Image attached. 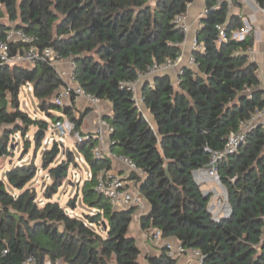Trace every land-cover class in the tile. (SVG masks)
I'll return each mask as SVG.
<instances>
[{
  "label": "trees",
  "instance_id": "1",
  "mask_svg": "<svg viewBox=\"0 0 264 264\" xmlns=\"http://www.w3.org/2000/svg\"><path fill=\"white\" fill-rule=\"evenodd\" d=\"M195 0H0V39L11 27L40 38L75 65L78 85L88 94L110 103L114 127L111 152L136 162L143 176L133 174L139 192L150 205L142 226L148 233L162 232L184 250L199 251L204 264H264V131L252 128L245 143L218 165L228 193L231 215L219 222L209 211L195 172L206 168L211 152L223 151L231 134L239 132L257 110L264 108V90L249 48L254 38H234L242 22L231 17L226 5L207 0L196 29L205 52H194L196 67L182 69L178 83L169 75L146 81L143 102L154 126L140 112L127 83L136 81L149 66L176 61L182 55L184 32L175 24ZM264 8V0H254ZM8 21V23L4 21ZM240 21V22H239ZM218 26L227 40L220 41ZM28 84L39 108L50 118L60 111L81 131L85 113L75 104L64 108L52 99L64 83L52 68L0 66V158L11 155L10 138L26 137L31 127L38 133L47 123L33 119L20 106ZM37 133V135H38ZM35 137L37 146L42 138ZM96 140L78 144L94 173L82 186L83 202L96 212L83 218L70 216L76 199L67 207L53 202L73 162H63L59 177L46 191L40 207L37 193L26 188L37 175L34 165H21L0 180V264H22L29 255L40 264L46 256L64 264H145L142 251L130 234L138 208L115 209L96 192L97 172L112 169L110 160L93 155ZM57 151L59 149L57 148ZM211 151V152H210ZM54 153L45 151L46 168ZM7 184L18 190L15 195ZM147 264H179L168 255L149 256Z\"/></svg>",
  "mask_w": 264,
  "mask_h": 264
},
{
  "label": "built area",
  "instance_id": "2",
  "mask_svg": "<svg viewBox=\"0 0 264 264\" xmlns=\"http://www.w3.org/2000/svg\"><path fill=\"white\" fill-rule=\"evenodd\" d=\"M241 0H218L217 5H226L230 11L236 3ZM261 8V7H260ZM264 15V8H261ZM175 24L184 32L185 40L188 39L191 33V26L188 24L187 14L179 15L175 19ZM220 41H226V31L224 26H218ZM239 40L245 39V34L237 37ZM40 38L28 33L24 29L11 27L5 33L3 39H0V66L2 67H23V68H36L39 65H45L57 73L58 77L64 83L63 87L54 96L52 102L61 108L66 106L72 107L79 98H85L89 101L91 106H99L101 100L88 94L82 89L76 80L75 63L70 60L71 71L64 72L61 69V64L66 60L61 53L54 47H42ZM183 43V44H184ZM182 44V45H183ZM193 52H205V46L199 43L196 37L192 41ZM250 55L253 54V48L248 49ZM180 58L176 61H166L164 63H155L148 67V69L140 73L136 81L126 84L128 89L134 93V98L137 105V87L140 82L152 81L156 76L164 75L173 70L179 62ZM189 64L191 67H196V61L193 56L190 58ZM27 91L33 92V85L28 84L25 88ZM138 106V105H137ZM112 115L108 113L98 121L97 129L93 133L83 134L77 130L76 123L72 121L67 115L61 113L55 122V127L59 130L62 138L59 142L54 138H48L45 131V136L42 138L43 146H52L59 149V145L63 146L65 138H71L77 145L89 142L91 140L97 141V146L93 150V155L100 161L110 160L118 161L128 168L129 173L122 176L112 169L101 168L97 172V185L96 192L106 197L115 209L138 208V211L143 209V196L139 192V185L135 179H132L133 174L143 176L142 170L137 166L136 162L125 156H118L111 152L112 140L111 136L114 133V127L107 116ZM257 126H261L264 131V108L257 110L249 122L242 123L239 132L233 133L229 136L227 144L223 151L211 152V160L209 165L211 169L203 168L195 172V180L200 187L210 183L215 186L213 189L204 192L205 195L210 194L211 200L209 203V211L215 221L219 222L223 218L231 215V207L228 202V193L221 183V178L218 169L215 167L226 157L234 155L246 141L247 133ZM19 137H21L19 135ZM106 139H110L108 147L104 145ZM52 148L50 150H52ZM78 163L88 164L85 157L77 158ZM208 165V166H209ZM87 180L94 178V173H87ZM74 178L81 183L79 175ZM149 238L152 242L158 243L163 240L162 232L159 229H153L149 233ZM167 253L170 257L177 259L184 253V249L179 246L171 244L166 245ZM193 262L190 264H204V256L199 251H193ZM22 264H40L38 258L34 255H29ZM42 264H64L62 261L52 260L46 256Z\"/></svg>",
  "mask_w": 264,
  "mask_h": 264
},
{
  "label": "rangeland",
  "instance_id": "3",
  "mask_svg": "<svg viewBox=\"0 0 264 264\" xmlns=\"http://www.w3.org/2000/svg\"><path fill=\"white\" fill-rule=\"evenodd\" d=\"M8 23V21H4ZM39 100L34 96L33 92L27 91L25 88L20 94V106L21 109L27 112L33 119L42 120L47 123V137L54 138L58 142L62 138L59 130L55 127L56 119L48 117L38 106ZM55 116H60V111L53 112ZM152 125V122H151ZM38 133L37 127H31L26 135L23 137L21 134H16L14 137L10 138L9 150L11 155L6 158H0V180L7 182V172L17 166L21 165H34L37 168V175L32 180L28 188H32L37 193V202L40 207L44 206L48 200L46 199V191L54 183V175L51 173L53 169H57L63 162H69V152L73 153V162L70 164L67 172L66 178L62 186L58 189L52 197L53 202H58L62 207H67V204L76 199L75 210L70 208L67 209L70 216H75L83 218L85 215H93L96 211L90 209L83 202L82 186L85 181H87V173L91 172V168L88 164L78 163L77 158L83 156L82 150L78 145L69 137L65 138L66 142L63 146L59 145V151L53 163H51L48 168L45 167L43 162V156L45 151H48L52 146H43L41 143L40 146H37L35 137ZM1 134V131H0ZM19 135L21 137H19ZM52 151V150H51ZM75 175H79V179L82 180L81 183H78ZM72 183V184H71ZM215 187V186H213ZM7 190L15 195L20 194V192L9 184H7ZM150 211V205L143 197V209L134 213V222L131 226L130 234L135 236L139 229L144 228L142 226V221L145 215H148ZM142 263L143 260H142Z\"/></svg>",
  "mask_w": 264,
  "mask_h": 264
},
{
  "label": "crops",
  "instance_id": "4",
  "mask_svg": "<svg viewBox=\"0 0 264 264\" xmlns=\"http://www.w3.org/2000/svg\"><path fill=\"white\" fill-rule=\"evenodd\" d=\"M206 1L207 0H195L189 7L187 13L188 24L191 26V33L188 36L186 42L182 45V55L178 62V65L166 75H169L175 84L178 83V79L182 69L186 67H191L189 64L190 58L193 56L192 41L196 35V29L200 25V20L206 11ZM230 16L233 18H238L242 24V29H236L234 33V38L245 34H251L254 38L253 54L251 55V60L258 67V76L261 82V88L264 90V15L261 12L260 6L254 0H241L233 6L229 11ZM239 21V22H240ZM61 69L69 73L71 71L70 60L66 59L61 64ZM165 75V74H164ZM146 82H140L137 87V105L141 113L145 118L154 126V120L146 108L143 102V92L145 90ZM76 113H85L86 117L84 119L81 131L83 134L93 133L98 126V121L101 117L106 116L111 113V105L106 101L100 102L99 106L93 107L89 101L85 98H79L76 102ZM110 139H106L104 145L106 147L110 144ZM112 170L122 176H126L129 171L128 168L118 161H112ZM213 185L208 183L201 187L203 192H207L213 189ZM139 212V211H138ZM142 251V260L147 264L146 259L149 256L160 255L162 251L166 250V245L171 244L174 246H179L180 244L175 240L163 239L158 243H154L150 240L148 231H143L139 229L135 236H132ZM193 251L184 250L177 260L179 264H190L193 262Z\"/></svg>",
  "mask_w": 264,
  "mask_h": 264
},
{
  "label": "water",
  "instance_id": "5",
  "mask_svg": "<svg viewBox=\"0 0 264 264\" xmlns=\"http://www.w3.org/2000/svg\"><path fill=\"white\" fill-rule=\"evenodd\" d=\"M17 28V27H16ZM24 29V28H23ZM258 127H260V126H258ZM45 136V132L44 131H41V132H39L38 133V135H37V137H38V139H41V138H43ZM52 152L54 153V156H53V158H55L56 156H57V154H58V151H57V148L56 147H54V148H52ZM217 169L219 168L217 165L215 166ZM60 168H61V166H59L58 168H57V172H56V176L57 177H59V175H60ZM207 169H211L212 168V166H207L206 167ZM72 184V183H71ZM210 196V194H207L206 195V197H209Z\"/></svg>",
  "mask_w": 264,
  "mask_h": 264
}]
</instances>
